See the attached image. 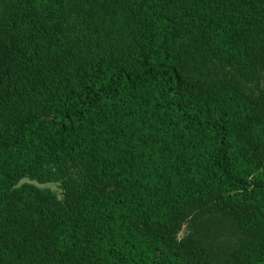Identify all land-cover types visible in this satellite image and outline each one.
Wrapping results in <instances>:
<instances>
[{"label": "trees", "instance_id": "obj_1", "mask_svg": "<svg viewBox=\"0 0 264 264\" xmlns=\"http://www.w3.org/2000/svg\"><path fill=\"white\" fill-rule=\"evenodd\" d=\"M0 264H264V0H0Z\"/></svg>", "mask_w": 264, "mask_h": 264}, {"label": "rangeland", "instance_id": "obj_2", "mask_svg": "<svg viewBox=\"0 0 264 264\" xmlns=\"http://www.w3.org/2000/svg\"><path fill=\"white\" fill-rule=\"evenodd\" d=\"M43 186H46V187H49L51 188L52 190H55L56 192L59 191L58 187L56 186V184H44ZM185 232V225L182 226V229L180 230L179 232V236L182 235L183 233Z\"/></svg>", "mask_w": 264, "mask_h": 264}]
</instances>
